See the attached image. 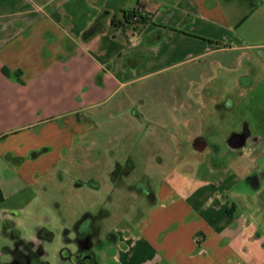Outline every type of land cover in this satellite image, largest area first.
<instances>
[{
	"label": "crops",
	"instance_id": "obj_1",
	"mask_svg": "<svg viewBox=\"0 0 264 264\" xmlns=\"http://www.w3.org/2000/svg\"><path fill=\"white\" fill-rule=\"evenodd\" d=\"M133 9L150 14L152 23H112V18L123 20L121 11ZM103 11L108 12L101 19L103 30L85 39L84 32ZM263 14L264 0H0V157L16 170L13 176L35 186L55 169L62 174L60 167L74 154L81 157L85 145H95L97 139L89 137L92 132L106 137L110 131L99 125L116 124L117 113L122 120L111 133L118 132L125 140L122 147L142 151L162 147L163 153L140 151L123 161L108 149L113 167H105L104 176L118 198L103 201L101 211L107 213L99 219L117 212L129 222L100 235L102 239L112 234L110 242L121 245L120 254L114 255L116 264H264L261 128L257 125L254 132L245 124L243 130L232 131L226 151L219 143L209 144L200 132L193 134V99L161 112L158 100L148 107L144 96L137 94L143 79L183 65L196 70L194 63L204 58L222 70V90L234 86L248 90L249 74H237L233 80L227 75L245 60L242 48L250 20ZM3 68L11 71L9 76ZM201 79V89L207 90L201 101L202 122L214 112L222 116L237 106L212 96L217 76ZM187 81L195 86L198 82L190 76ZM191 94L189 87L185 95ZM142 120L157 127L147 132ZM241 131L248 132L243 145L231 146L232 135ZM136 132L139 143L129 145ZM196 139L205 143L201 151L192 145ZM188 146L199 153L209 147V161L202 156L200 165L207 161L210 178L199 179L192 191L185 192L174 184L186 177L177 169L185 165L180 153ZM131 158L164 167L167 162L172 175L158 190L150 185L141 190L125 182L129 172L124 165ZM147 176H142L146 182ZM189 177L187 185L192 183ZM0 193L1 204L7 198L2 189ZM54 199L60 206L59 196ZM39 200L35 196L27 206ZM106 205L113 206L112 212ZM4 209L3 219L13 223L25 210L17 207L18 212L8 215ZM38 222L37 234L51 232Z\"/></svg>",
	"mask_w": 264,
	"mask_h": 264
},
{
	"label": "rangeland",
	"instance_id": "obj_2",
	"mask_svg": "<svg viewBox=\"0 0 264 264\" xmlns=\"http://www.w3.org/2000/svg\"><path fill=\"white\" fill-rule=\"evenodd\" d=\"M250 21L249 29L245 31L247 39L243 42L244 46L242 48L245 60L240 63V67L237 68L236 72H230L227 75L230 80H233L237 74H249V78H252V85L248 90L235 86L227 92L224 89L222 90L219 84V79L223 76L222 70L211 67L208 63L210 58H204L194 63L196 64L194 66L197 68L196 70H189L188 67L183 65L179 68L160 72L146 80L143 79L140 85L142 91L137 94L144 96L148 107L155 105V100H158L163 105L161 112L165 108L179 106L184 99H193V101H190V108L193 109L195 115V122L192 127L193 134L196 135L200 132L209 144L219 143L226 151L228 136L232 131L243 130L245 124L252 126L254 132L258 125L259 129L261 128L259 132L264 133V14L262 16L255 15ZM226 56L228 61L233 60L232 55ZM209 75H215L218 78L211 85L210 92L212 96L218 101L237 102V106L223 112L222 116L218 112H214L206 121L202 122L200 115L201 112L205 111V107L201 101L206 100L204 95L207 90L203 91L200 84H204L201 78ZM188 76L198 81L196 86L188 83ZM189 87L192 96L187 98L185 94ZM194 92H196V95H194ZM206 108L208 110L209 106ZM113 117L116 124L110 125L107 122H101L99 125L110 131L106 137L102 138L99 134L97 135L98 132L95 134L92 132L89 137L97 139L95 145H85L81 157L76 159V154H74V157L72 156L73 158L71 157V160L67 161L64 167H60L64 169L62 174L58 169H55L54 173H48L44 180L39 181L35 186L28 187L20 180L18 175L13 176L12 173L16 170L4 158L0 157V189L3 190L4 196L7 198L6 201L0 204V264H9L13 254L16 255L29 248L28 242L35 239L37 235V221L57 235L52 241H42L44 243L43 248L47 251V255L44 256L45 262H48L47 264L56 262V256H58L63 245L61 239L66 234L73 237L77 232L75 229L83 231L91 226L92 231L99 236L98 229H100L101 234H104L105 229L111 233L112 230L121 228L122 225H129V222L123 221L124 215L122 213L113 212V216L110 219L102 220L103 222L99 219L107 213V211H101L103 201L118 198L117 192H112L109 180L104 176L105 167H113L109 150L113 149V152L124 161V159L129 158L128 155L138 154L140 151L143 154L145 153L144 155H147L148 152L162 154L163 148L157 147V149H151V151L149 149L142 151L135 148L130 149L129 146H127L129 148L122 147V142L125 140L118 137V132L111 133L116 131L122 117H117V113H113ZM143 123V130L145 129L147 132L157 127L154 123ZM134 135L135 141L129 143V145L139 143L137 132ZM141 135L144 136L143 131ZM180 156L185 165H181L177 170L184 172L186 177L185 179H178L177 183L174 184L175 188L181 185L182 190L189 192L196 187V182L199 179L208 176L210 178V175H206L207 161L210 158L208 146L201 153L195 152L188 146L186 150L180 153ZM202 156L205 159L207 158V161L200 165ZM132 159L129 160V164L124 165L129 172L125 182L135 184L141 190H145L147 185L158 190L161 181L167 180L172 175L170 172L172 170L171 164L167 162L164 164L168 166L164 167L158 165V163H149L145 159L144 163L137 158L133 161ZM131 162L135 164L132 165ZM144 174L148 175L149 180L147 182L142 179ZM189 175L193 179L191 180L192 183L187 185L185 183L190 179ZM35 196L39 197V202H35V204L28 207V201ZM56 196L60 198V202H58L60 206L57 202L55 203L54 198ZM17 207H23L25 210L14 218V223L3 219L4 208H7V214L9 215L10 212H18L16 211ZM106 207L112 212V205H106ZM77 225L78 228H75ZM100 241L101 243H96L91 250L93 264H116L117 261L114 259V255L120 254L121 245L111 243L107 237H103ZM87 263L88 261L74 263V261L68 260L58 264ZM158 264L167 263L161 262Z\"/></svg>",
	"mask_w": 264,
	"mask_h": 264
},
{
	"label": "flooded vegetation",
	"instance_id": "obj_3",
	"mask_svg": "<svg viewBox=\"0 0 264 264\" xmlns=\"http://www.w3.org/2000/svg\"><path fill=\"white\" fill-rule=\"evenodd\" d=\"M242 135L245 137L248 136L247 131H241ZM78 228V225L75 227ZM75 234L73 237L70 235H64V238L61 239L63 242L62 247L59 250L58 256H56V262L54 264L62 263L63 261H74V263H83L88 261L87 264H93V255L92 248L94 245L99 242L101 243L100 238L101 232L98 229V234L94 233L91 229V226L86 228L83 231H78L75 229ZM37 236L39 238L33 239L28 242V247L26 250H22L18 254H13L11 262L9 264H47L45 262V255H47L46 249L43 248L42 241H52L54 236L51 232L48 231H38ZM107 239L111 240L113 238L112 234L106 235ZM38 239H40L38 241ZM37 240V241H36ZM58 259V261H57ZM44 260V261H43ZM58 262V263H57Z\"/></svg>",
	"mask_w": 264,
	"mask_h": 264
},
{
	"label": "trees",
	"instance_id": "obj_4",
	"mask_svg": "<svg viewBox=\"0 0 264 264\" xmlns=\"http://www.w3.org/2000/svg\"><path fill=\"white\" fill-rule=\"evenodd\" d=\"M121 12L123 14V20L116 22L115 19L112 18V23L116 26H122L123 25L122 22H124L125 24L129 22L130 24H146V25L152 23L151 15L146 13L145 11L133 9V10H124ZM107 13H108L107 11H103L100 13L98 18L95 19L94 23L84 32L83 37L85 39L90 38L95 33L97 34L103 30L101 19L102 17L107 15ZM3 72L6 76H9L11 73V71L6 68H3ZM19 73L20 71H17L14 75H18ZM43 150L44 149L32 152L31 157L38 156ZM2 200H3V196L0 193V201Z\"/></svg>",
	"mask_w": 264,
	"mask_h": 264
},
{
	"label": "water",
	"instance_id": "obj_5",
	"mask_svg": "<svg viewBox=\"0 0 264 264\" xmlns=\"http://www.w3.org/2000/svg\"><path fill=\"white\" fill-rule=\"evenodd\" d=\"M243 143H244V136L241 133H236L232 135L231 146L239 147L240 145H243ZM204 144H205L204 142H201L199 139H196L194 144L192 145L196 150L201 151L204 147Z\"/></svg>",
	"mask_w": 264,
	"mask_h": 264
},
{
	"label": "built area",
	"instance_id": "obj_6",
	"mask_svg": "<svg viewBox=\"0 0 264 264\" xmlns=\"http://www.w3.org/2000/svg\"><path fill=\"white\" fill-rule=\"evenodd\" d=\"M198 239L201 240V236H199Z\"/></svg>",
	"mask_w": 264,
	"mask_h": 264
}]
</instances>
